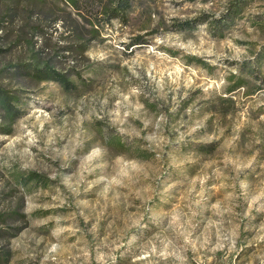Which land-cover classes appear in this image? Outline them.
<instances>
[{
	"label": "rangeland",
	"instance_id": "1",
	"mask_svg": "<svg viewBox=\"0 0 264 264\" xmlns=\"http://www.w3.org/2000/svg\"><path fill=\"white\" fill-rule=\"evenodd\" d=\"M96 1L0 0V264H264V0Z\"/></svg>",
	"mask_w": 264,
	"mask_h": 264
},
{
	"label": "trees",
	"instance_id": "2",
	"mask_svg": "<svg viewBox=\"0 0 264 264\" xmlns=\"http://www.w3.org/2000/svg\"><path fill=\"white\" fill-rule=\"evenodd\" d=\"M86 7L93 10L94 5L97 3L96 0H84ZM130 7V0H111V6L107 14L106 24H113L115 22L126 23L127 21V13ZM188 23L182 24V29L186 27ZM189 25V24H188ZM136 42L132 44L131 48L135 45H141L143 43V39L139 38L135 40ZM60 84L67 88L69 86L68 80L64 78H60Z\"/></svg>",
	"mask_w": 264,
	"mask_h": 264
}]
</instances>
